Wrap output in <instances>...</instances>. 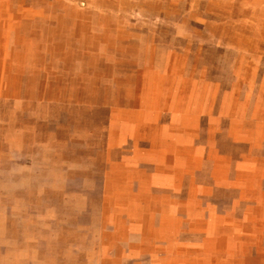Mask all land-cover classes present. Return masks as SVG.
I'll return each mask as SVG.
<instances>
[{
	"label": "rangeland",
	"instance_id": "obj_1",
	"mask_svg": "<svg viewBox=\"0 0 264 264\" xmlns=\"http://www.w3.org/2000/svg\"><path fill=\"white\" fill-rule=\"evenodd\" d=\"M0 264H264V0H0Z\"/></svg>",
	"mask_w": 264,
	"mask_h": 264
}]
</instances>
